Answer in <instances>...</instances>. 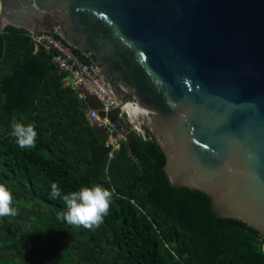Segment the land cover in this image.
<instances>
[{"label":"water","instance_id":"obj_1","mask_svg":"<svg viewBox=\"0 0 264 264\" xmlns=\"http://www.w3.org/2000/svg\"><path fill=\"white\" fill-rule=\"evenodd\" d=\"M6 25L89 58L169 184L264 236V0H0Z\"/></svg>","mask_w":264,"mask_h":264},{"label":"trees","instance_id":"obj_2","mask_svg":"<svg viewBox=\"0 0 264 264\" xmlns=\"http://www.w3.org/2000/svg\"><path fill=\"white\" fill-rule=\"evenodd\" d=\"M53 54L25 29L0 33V184L18 208L0 217V264H264V236L217 217L204 193L170 185L159 146L119 109L108 116L126 134L110 157L105 133L86 117L95 103L64 86ZM13 119L34 126L35 148L18 147ZM52 183L63 193L112 190L103 223L89 230L58 220L66 207L50 197Z\"/></svg>","mask_w":264,"mask_h":264},{"label":"built area","instance_id":"obj_3","mask_svg":"<svg viewBox=\"0 0 264 264\" xmlns=\"http://www.w3.org/2000/svg\"><path fill=\"white\" fill-rule=\"evenodd\" d=\"M29 34L35 46L41 45L49 51H54L53 61L61 71L67 73V77L63 79L64 86L76 91L82 99L93 100L95 107L87 110L86 117L91 125L105 133V145L110 148L109 156L112 157L125 139L126 132L118 129L108 116L111 111L119 109L109 85L91 62L82 60L78 50L56 33L42 31L35 35L30 32ZM117 115L124 118L126 113L119 109Z\"/></svg>","mask_w":264,"mask_h":264},{"label":"clouds","instance_id":"obj_4","mask_svg":"<svg viewBox=\"0 0 264 264\" xmlns=\"http://www.w3.org/2000/svg\"><path fill=\"white\" fill-rule=\"evenodd\" d=\"M143 113L139 110L135 115ZM10 136L20 149H32L36 146L37 132L32 124H23L15 119L11 122ZM50 197L63 201L66 211L58 214L57 219L62 220L73 228L83 227L92 230L103 223L108 215L113 198V191L97 184L81 186L77 190L63 193L56 183L51 184ZM18 208L13 206L11 191L0 184V217L15 216Z\"/></svg>","mask_w":264,"mask_h":264},{"label":"rangeland","instance_id":"obj_5","mask_svg":"<svg viewBox=\"0 0 264 264\" xmlns=\"http://www.w3.org/2000/svg\"><path fill=\"white\" fill-rule=\"evenodd\" d=\"M126 120H127L128 125L130 126V128H131V129H134V124H133V122H131L128 118H126Z\"/></svg>","mask_w":264,"mask_h":264}]
</instances>
